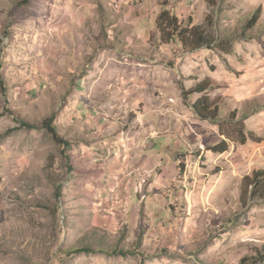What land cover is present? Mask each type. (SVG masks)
I'll return each instance as SVG.
<instances>
[{
	"label": "rangeland",
	"instance_id": "obj_1",
	"mask_svg": "<svg viewBox=\"0 0 264 264\" xmlns=\"http://www.w3.org/2000/svg\"><path fill=\"white\" fill-rule=\"evenodd\" d=\"M166 9L209 46L161 44ZM246 41L264 50V0H0V264H242L262 252L264 203L241 201L258 155L239 142L207 152L223 135L194 113L201 94L186 95L208 75L222 77L216 89L239 77ZM246 103L243 117L263 115L264 93ZM178 130L166 147L182 151L176 168L167 138L153 158L150 137ZM251 132L244 145L264 143Z\"/></svg>",
	"mask_w": 264,
	"mask_h": 264
},
{
	"label": "trees",
	"instance_id": "obj_2",
	"mask_svg": "<svg viewBox=\"0 0 264 264\" xmlns=\"http://www.w3.org/2000/svg\"><path fill=\"white\" fill-rule=\"evenodd\" d=\"M260 12L261 9H258L252 19L249 21V28L256 26L261 17ZM157 24L161 34V44L177 42L185 51H195L201 48H207L209 43L212 42L209 41L207 33L203 30L201 25L192 26V22L190 21L189 26H184L183 22L167 9L163 10L159 14L157 18ZM1 86L5 91L3 81L1 82ZM213 89H216V87L213 86V81L206 79L187 91L186 95L188 97L195 94H204L197 99L192 108L199 119L212 121L213 123H217L219 125L224 139L219 144L209 148L208 151L222 154L227 152L230 148V144H233L234 142H239L240 144L244 145L249 140H253L254 133L248 131L246 126L241 121H236V116L234 114H231L228 118L224 119L219 117L217 101L211 100L207 95V92ZM232 124L234 127H231ZM45 126H48L50 130H53V128L47 123H45ZM236 134H240L238 140L233 139V135ZM61 143L68 147L71 146L65 139H62ZM241 191V201L243 203L248 201V197L257 199L258 202L264 203V170H255L252 176H245L242 180ZM251 260L253 264H264V249L262 252H258L256 257L243 259L242 264H247V262Z\"/></svg>",
	"mask_w": 264,
	"mask_h": 264
},
{
	"label": "crops",
	"instance_id": "obj_3",
	"mask_svg": "<svg viewBox=\"0 0 264 264\" xmlns=\"http://www.w3.org/2000/svg\"><path fill=\"white\" fill-rule=\"evenodd\" d=\"M240 48L241 50L239 54H240L242 61L240 63V68H239L241 72L239 77L237 76L233 77L230 74H228V76L226 77V80H227L226 86H223V88H219V89H213L207 92V95L209 96L211 100L220 101V96H223L221 100L224 103L227 102L225 103L226 108L227 106H229L230 108H229L228 113H227V110L225 109V113L222 115L228 116V115L234 114L236 118L239 120L241 117H243L241 115L242 112H240L242 110V107L244 106L245 108L247 106L246 98L252 95L254 92H257V95L264 93V58H263L264 50L261 51L259 45L251 41L250 42L246 41L245 44L241 43ZM232 52L233 51L228 52L230 58L232 57L231 55ZM230 63L232 64V61H230ZM221 78H222L221 76L211 74L205 77V79L203 80L199 79L196 85L206 79H210L213 81L214 85L215 84L218 85L221 82ZM259 91L261 93H259ZM203 95L204 94H201V96ZM196 101H197V98L194 99L193 104ZM237 109L240 111H237ZM242 122L244 123L248 131L251 130V131H254L256 134L262 133V135H264L263 134L264 133V113L261 116L258 114H251L248 117H243ZM181 136H185V133L180 132L179 130L177 133H169L166 131L158 135L153 134L150 137V140H151L150 144L152 146V151L156 153V154H152L154 155L153 158H156L157 156H160V155L164 157L161 151L157 149L158 143L156 142V140H159L161 138L162 139L167 138L168 141L164 144L165 146L164 148L166 151L165 156L166 157L168 156V160H173L176 163V168L177 166H180L179 165L180 163H179V160H177V157L182 155L181 153L182 151L177 150L173 152V150L171 151L169 149L167 150L166 147L169 148L170 146H173L174 143L177 144V141L180 142L179 139ZM221 137H222L221 140H223L224 137L223 136ZM221 140L218 143H216V145L219 144ZM239 147H243L244 150L246 149L249 150L248 152L250 154L252 153L251 151H256L255 155H258V156L256 157L255 161L257 162V164L255 165V167H253V171L254 169L264 170V159H263L264 150L262 151V149L264 148V143L255 145V143L250 142L247 145H240ZM205 151L206 150L200 151L201 154L198 152L199 159H202L203 157L207 158L209 156V153H206ZM258 151H262V152H258ZM207 152H210V151L207 150ZM224 154H226V152ZM224 154L222 153L220 155H224ZM153 158H152V161H153Z\"/></svg>",
	"mask_w": 264,
	"mask_h": 264
}]
</instances>
